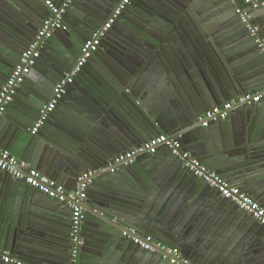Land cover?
I'll return each instance as SVG.
<instances>
[{
  "label": "water",
  "instance_id": "water-1",
  "mask_svg": "<svg viewBox=\"0 0 264 264\" xmlns=\"http://www.w3.org/2000/svg\"><path fill=\"white\" fill-rule=\"evenodd\" d=\"M55 1L59 4L64 0ZM119 1L76 0L66 9L63 17L69 19L68 30L56 32L53 39L61 38L57 33L63 35V39L58 40L67 51H61L59 58L51 59L54 65L47 69L48 80L59 78V81L63 74L70 71L80 55L81 45L104 25ZM235 7L227 0H131L106 33L98 51L70 85H75L84 94L83 99L90 104L87 108L89 111L80 119L72 112H60L59 104L58 114L56 110L53 111L45 125L34 135L30 134L33 125L31 121L11 124L7 121L9 114L5 112L0 115V147L11 151L19 160L27 161L32 168L50 179L59 183L72 182L75 184L72 191L76 190L78 177L82 173L103 166L107 168L108 160L116 154L161 134L181 132L182 150H191L190 155L202 161L213 162L223 158L231 136L223 134L220 149L216 150L209 143V134L214 124L201 128L193 123L213 106L264 86V53L255 44L246 27L241 22L237 24L232 21ZM198 9L204 11L195 13ZM254 12L264 15L263 10ZM47 14V8L39 0H0V86L10 76L19 62L21 52L32 41ZM72 14H76V21L68 17ZM51 38L43 48L53 43ZM185 38L201 42L207 51L205 56L200 55L197 49L192 53L185 44L194 68L189 72L191 74L185 73L182 76L184 80L181 87L184 89L186 83L190 85L184 95L188 101L192 99V105L168 118L164 114L160 115L148 103L156 82L147 86L155 74L147 63L155 61L152 53L157 54L158 49L166 47L170 41L175 45V49H171L174 53L171 58L183 61L186 56L180 46L185 43ZM44 52L42 49L40 59ZM31 75L26 76L25 84ZM164 77V73L159 74V79H156L158 84ZM168 79L169 87L165 89L171 94L175 87L183 101V93L176 86L179 83L175 84V77ZM74 82L81 83V88ZM23 88L24 82L15 97ZM34 88L33 101L39 104L45 102L54 89L51 92L45 84H35ZM187 92L190 94L187 95ZM28 105L32 108H27V114L34 116L35 104ZM256 105L246 108L252 109ZM255 117L250 120L254 122ZM107 122L121 123L123 129L117 132L107 128ZM102 136L105 137L104 141ZM250 137L251 134H248L242 146V165L237 167L239 171L236 177L239 180L235 183H241L246 192L253 195L247 190L253 183V188H256L261 181L254 165L263 157L262 146L257 145L254 139L250 140ZM160 149H166L169 156L155 168ZM158 151L154 155L137 156L132 165L120 167L113 174L97 173L94 177L87 189V200L83 203L85 220L81 227L82 233L85 222L89 221L97 228L90 238L92 247L117 245L119 233L122 239L135 247L136 252L139 251V255H153L169 264L159 254L143 251L123 238L121 233L127 227L151 234L177 251V248L186 247L185 243H179L177 238L156 226L162 214L161 206L166 193L171 189H181L189 200L197 193L204 196L208 191H214L218 197L220 195L188 172L182 161L173 156L167 147L161 146ZM141 160L149 163L145 166L146 175L139 170ZM231 176L234 177L233 174ZM120 177L123 178L122 184L114 186L115 180ZM62 210L70 212L66 202L53 200L23 181L15 180L0 171V247L16 252L24 261L27 257L31 258L32 252L30 254L27 251L25 255L23 251L30 239L39 234L34 230L56 219L58 214L57 220L60 221ZM157 212L158 217L155 215ZM59 225L57 240L66 249V230L64 225ZM161 234L173 241L169 242ZM47 263L53 264L50 258ZM0 264L3 263L0 261Z\"/></svg>",
  "mask_w": 264,
  "mask_h": 264
},
{
  "label": "crops",
  "instance_id": "crops-1",
  "mask_svg": "<svg viewBox=\"0 0 264 264\" xmlns=\"http://www.w3.org/2000/svg\"><path fill=\"white\" fill-rule=\"evenodd\" d=\"M52 1L56 3L55 0ZM258 1L264 2V0ZM231 4H234V7L236 6L235 11L236 8L240 6V3H238L237 5L235 3ZM198 11L199 13H202L204 10L198 9L195 13H198ZM76 13L78 14V11H76ZM236 15L237 14L235 12V16ZM235 16L234 18H231L232 21L236 22L237 24L240 23L239 17ZM250 16L251 23L259 28L260 35L264 37L263 13L251 12ZM68 17L74 21H76L77 19L76 14L69 15ZM63 20L64 23L69 27V19L67 20V18L63 17ZM57 34L61 38L53 39L52 36L51 39H53V43H50L49 45L46 44V48H43L45 51L43 58L38 60L36 68H34L33 72L30 73L32 74L31 77H29L31 79L26 84L24 80L23 90L21 91V93L18 94L17 97L14 98L13 102L7 107L6 113L9 114L10 118H8L7 121H9L11 124H13L12 122L16 121L18 122L27 120L31 121L32 125V123H34L38 118L40 107L44 103L49 101L51 96H48L45 102L39 101L40 104L35 103L33 101V94L36 90L34 88L35 84H45L48 89H50V91L52 92L55 83L59 79L54 78V80L50 81L47 79L46 75L48 74V67L54 65L51 59L59 58L61 51H67L63 43L59 41L63 39V35L59 33ZM208 34L209 32H207V35ZM184 40L185 43H181L180 46L185 51L184 55L186 56V59H183V61L182 59L176 61L174 58H171L174 55L171 49H175V45L171 41L170 43H168V45H166V47L159 48L157 54L152 53V57L155 58V61H149L151 57H149L147 60L149 61L147 63L148 67L152 68L155 72L154 77H151V79H149L150 81L147 83V86H151L153 81L156 82L154 86V91L150 94L151 96L149 95L150 97L148 98V103H150L151 106L157 109L156 112H158L160 115L164 114L165 117L168 116V118L177 115L178 112L184 111L186 110V108H189L192 105V99L188 101V98L184 95V91H187L190 85L186 83L187 85L184 86L185 90L181 87L184 80L182 79V76H184L185 73L191 74L189 72H192L194 68V62L189 59L190 55L187 52L186 45L192 53H194L195 49H197L200 55L202 56H205L207 51L205 49V46L202 45L201 42H197L196 40L189 41L186 38ZM75 62H73L72 66H74ZM197 63L202 66V63L198 60ZM124 70L127 69L124 68ZM200 72L201 71H199L198 73ZM161 73H164L165 75V77L160 82V84L162 85L158 84L159 82L156 81V79H159L158 77ZM173 76L175 77V84L179 83V85L176 86H178L183 93V101L177 95L175 87L172 86L173 92L171 94L167 89H165L169 87L168 77L170 78ZM44 81H46L48 84H46ZM77 84L81 88V83ZM263 88L264 86L258 88V90L254 92L260 91ZM188 94L190 93L187 92V95ZM241 94L243 93H240L239 95ZM239 95L235 96L234 98L238 97ZM83 96L84 94L81 93L80 90H77L75 85L69 86L67 89V95H65L59 103L60 107L58 108L61 110L60 112H72L81 119L84 114L89 111L88 105L90 106V104H88V102L83 99ZM84 101L87 103V105L84 103ZM225 102L227 101H224L223 103ZM223 103L217 105H221ZM28 104H35L36 109L33 110V112L35 113L34 116H32L33 114H27V108H32L29 107ZM59 104L57 106H59ZM55 110L57 113V107ZM253 116H257L255 117L256 120L254 122L250 120L253 118ZM54 117L58 118L57 116ZM263 122L264 100L260 101V103H258V105H256V107H253L252 109H247L246 107H244L236 110L235 112L229 115L225 122H222L220 124L215 123L214 125H212V130L209 134L210 146L216 148V150L220 149L219 143L223 134H228L229 136H231L230 144L229 146H227V151L223 155V158H218L217 160L212 162L206 160L202 161L199 158L194 157L209 171L218 174L229 184L240 188L245 194H247L257 203H259L262 208H264ZM107 123L108 124H106L105 127H109L112 130H116L117 132L118 130L123 129L120 125L121 123ZM105 127L104 130L107 131ZM248 134H251L250 140L254 139L257 145L262 146L261 155L263 157L259 162L254 165V167L257 168L256 173L258 179L261 181L256 188H253V186L255 185L253 183L251 186L248 187L247 190L253 195H249L246 192L245 187L241 183H235L239 180V178L236 177V174L239 171L237 167L242 165V146L247 141ZM104 138V136L101 137L102 141H104ZM93 146L95 148H98L96 144H93ZM0 149L14 156L11 151H8L7 149L2 147H0ZM184 152L190 155L191 150L188 149ZM168 156L169 155L166 149H160L157 154L158 163H155V168H157L159 164L165 161ZM113 157L108 160L107 167ZM22 161L30 165L27 161ZM146 165H149L148 161L141 160V168L139 169L138 167L140 172H144L145 175ZM219 165L222 167H220ZM220 168L223 169L221 170ZM88 171H96V175L97 173H109L107 171V168L104 166L102 168L99 167L96 170L90 169ZM232 174L234 177L231 176ZM55 182L62 186L66 191H72L75 186V184H73L72 182ZM122 182L123 178L120 177L119 180H115L114 186H118L119 184H122ZM186 193L189 195L188 189H186ZM199 195L200 193H197L194 195L193 199L189 200L181 189H178V191H174V189H171L168 193H166L164 197L165 199L162 202V214L160 219L156 223V226L163 228L164 232L170 235L171 237L177 238L179 243H185L186 247L184 249L177 248L178 251H176L179 253V255L182 258L187 259L190 264H264V229H262V227H260L253 220H251L250 217L239 211L232 203L220 199V197H218V195L214 191H208L207 193H205L204 196ZM159 212L155 213L157 217ZM58 217L59 214L57 215V218ZM57 218L49 220L46 224L42 225L41 228L34 230L39 234L35 235L30 239L23 251L25 252V255H27V251L30 254L32 252L31 258L27 257L28 259L24 261V259L20 258L16 254V252H10L9 250L4 249L2 247L0 248L3 251L7 252L14 259H17L21 262H25L26 264H49L47 263L48 258L51 259V262L53 264H68L70 250V248L68 249L70 241V212L67 210H62L60 213L61 220L59 221L57 220ZM59 224L64 225V229L66 230V249L63 248V243H59L57 240V233L60 229ZM95 230H97V228L93 225V222H85L84 229L81 233L83 245L82 249H80L79 264H168L165 261H162L159 257L153 255H139V251L136 252L135 247L132 246L128 241L122 239L119 233H117L119 240H117V245L114 246V244H112L111 246H102V248H98L97 246L92 247L90 244V238L91 236H94ZM137 231L140 234L150 236L155 240L162 242L166 247L172 249V247L166 245L165 242L155 238L153 235L145 234L142 230V232L140 230ZM162 236L169 242L173 241L167 238V236L165 235ZM131 260L133 261L131 262Z\"/></svg>",
  "mask_w": 264,
  "mask_h": 264
},
{
  "label": "built area",
  "instance_id": "built-area-1",
  "mask_svg": "<svg viewBox=\"0 0 264 264\" xmlns=\"http://www.w3.org/2000/svg\"><path fill=\"white\" fill-rule=\"evenodd\" d=\"M48 10L47 16L41 23L32 41L21 52L19 62L14 66L10 76L0 88V115H3L7 107L13 102L18 88L23 84L31 69L36 65L41 56V51L46 41L56 32H65L68 26L64 23L63 15L66 9L76 0H64L59 4L52 0H39ZM236 5V14L240 22L246 27L249 35L254 39L260 51L264 53V37L260 35L259 28L251 23L250 13L263 10L264 2L258 0H227ZM131 0H120L113 9L104 25L95 31L91 38L86 40L80 49V55L74 66L56 83L53 93L48 102L44 103L40 109L38 118L30 128L32 135L45 125L52 112L56 109L61 99L66 94L68 87L81 72L86 63L98 51L103 38L111 29L117 18L130 5ZM264 99V88L257 92H246L233 98L221 105L214 106L196 118L193 125L207 128L211 124L225 121L231 113L242 107H249L258 104ZM182 133L172 135H159L147 142L134 147L128 151L113 157L107 167L109 173H115L120 167H128L135 162L139 155H154L161 146L167 147L171 154L183 163L184 168L193 176L202 180L207 186L216 190L222 199L231 202L239 211L250 216L257 224L264 227V208L259 203L245 194L237 186L229 184L218 174L209 171L196 158L191 157L182 150ZM0 171L11 178L23 181L30 186L59 202H66L70 209L69 227V264H79L80 249L83 245L81 237V227L85 220L83 203L87 200V189L92 183L96 171H87L78 177L77 188L75 191H66L62 186L52 179L43 175L37 169L12 156L10 153L0 149ZM122 237L131 241L143 251L159 254L163 260L170 264H190L187 259L182 258L179 253L166 247L162 242L154 238L138 233L135 228H126L121 233ZM0 261L3 264H24L14 259L7 252L0 248Z\"/></svg>",
  "mask_w": 264,
  "mask_h": 264
}]
</instances>
